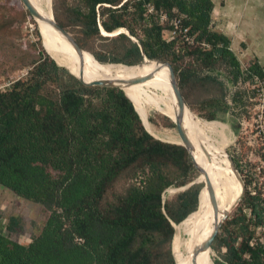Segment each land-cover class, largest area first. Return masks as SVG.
<instances>
[{"label": "trees", "instance_id": "trees-1", "mask_svg": "<svg viewBox=\"0 0 264 264\" xmlns=\"http://www.w3.org/2000/svg\"><path fill=\"white\" fill-rule=\"evenodd\" d=\"M79 1L72 12L82 41L75 42L88 61L132 66L145 65V58L169 81L166 66L158 61L166 62L189 110L182 91L195 73L180 69L178 63L185 57L208 72L224 64L231 85L264 82L255 61L241 69L228 38L211 30L210 0ZM16 3L24 7L21 0ZM147 5L153 12H148ZM157 12L164 13L167 21L182 16L180 26L188 29L192 44L182 43L178 36L168 40L170 27L167 21H159ZM50 16L65 30L53 10ZM35 29L37 57L17 58L19 67L28 68L27 76L0 91V186L40 205L48 215L25 244L0 233V264H174L173 256L179 262L170 249L171 224L196 210L202 189L190 186L176 196L174 204L162 200L165 189L184 186L195 175L187 151L171 144L179 143V136L165 137L170 143L151 136L123 90L80 84L43 51ZM119 29L128 36L122 32L102 35V31L110 34ZM94 38L109 41L110 49L87 52L83 43ZM204 79L215 81L208 75ZM240 97L231 101L236 103ZM200 104L212 108L207 121L229 110L220 99ZM159 117L165 127L174 128L169 118ZM185 134L189 141L208 136ZM191 148L210 154L206 145ZM193 161L199 169L204 166ZM231 162L238 169L232 157ZM122 176L131 182L107 199L108 190ZM198 182L203 186L202 179ZM249 184L250 180L243 182L236 215L223 221L211 244V248L218 244L225 249L227 264H264V198L258 190L250 192ZM239 194L237 184L235 201ZM17 226L18 219L9 217L5 228L13 232Z\"/></svg>", "mask_w": 264, "mask_h": 264}, {"label": "rangeland", "instance_id": "rangeland-1", "mask_svg": "<svg viewBox=\"0 0 264 264\" xmlns=\"http://www.w3.org/2000/svg\"><path fill=\"white\" fill-rule=\"evenodd\" d=\"M45 1L49 13L50 11L52 12V10L55 12L59 21L65 25V31L74 40L82 41V38H80L79 26L77 25L76 20H74L72 12L79 7L80 1ZM212 1L216 6L221 0ZM224 1H228L229 3L233 2L236 10L239 9V11H241L240 19H243V24L247 21V30L242 31V37L245 40L242 38V40L232 39L229 49L234 54L241 69H243L248 63L255 61L264 73V9L257 5L261 4L264 6V0ZM25 11V8L21 4L16 3V0H0V91L6 90L14 81L24 79L27 76L28 68L19 67L17 58H22L25 61H28L37 57L38 45L36 44L34 36L36 26L34 27L29 21ZM217 26L221 28V25H218V23ZM225 26H228V24H225ZM120 30L121 29L113 31L111 33L113 35L108 37L118 34V31ZM37 31L40 36L39 45L42 48L41 41L43 42V40L40 31ZM121 31L124 32V30ZM83 45L85 50L89 53L92 52L99 54L110 49L109 41L97 38L86 41ZM69 46L71 47L70 44ZM71 51L77 58H79L72 47ZM120 65L122 64H116L115 66L123 68V65ZM178 65L180 69H187L189 72L194 71L195 73V76H192L186 82L182 91L187 104L190 105L192 109L189 110L185 105L186 108L200 120L211 124H214L216 121L225 126L223 132L214 133L210 136L218 141L221 136L227 139V143L224 146V152L228 159L231 171L236 177V185L238 184L240 186L238 200L242 195L243 182L247 180H250L251 183L249 184L248 190L250 192L258 190L264 198V82H238L235 85H231L227 76V67L222 63H218L212 72H208L204 69L198 68L197 65L191 64L190 58L188 57H185L178 63ZM66 69L72 73L69 68ZM206 75L214 78L215 81L205 80L204 77ZM231 97L235 99L240 97V100L233 103ZM208 99H220V102H226L229 106V110L225 113L217 112L216 120L207 121L205 117L212 108L203 106L200 103L201 101ZM159 115L168 118L166 115L155 110L148 111L147 118L152 119V122H148L151 127L150 134L160 141L168 142L165 137L176 136L175 128L165 127L166 122L159 117ZM190 133L194 137L198 135L195 132ZM208 149L210 154H212V150L210 148ZM202 151L204 153L207 152L206 149ZM231 157L236 160L238 169H235L233 166ZM206 163L200 169L199 166L195 164L199 169V173L195 171V175L189 183L181 187H168L165 189L162 194V200L174 204L176 196L190 186L197 185L200 190L202 184L197 181V178L200 172L205 168ZM129 182L131 181L122 176L108 190L105 197L110 199L112 195L122 192ZM237 203L238 201L236 200L233 206L230 205L226 210L220 212L221 215L214 222L212 231L215 223L220 221L225 213L226 216L223 221H227L236 215L235 209ZM47 215L48 212L40 205L23 200L0 186V233L8 237L10 240L22 244L27 243L32 236L39 232ZM9 217H15L18 219V226L13 232H8L5 228ZM218 233L219 230L217 234ZM220 235L222 237L224 236L223 233H220ZM258 235L259 234H256L255 236ZM170 249L172 250L171 245ZM224 251L225 249L218 244H214L212 248L210 245V264H227L223 259ZM204 264L209 263L204 259Z\"/></svg>", "mask_w": 264, "mask_h": 264}, {"label": "bare ground", "instance_id": "bare-ground-1", "mask_svg": "<svg viewBox=\"0 0 264 264\" xmlns=\"http://www.w3.org/2000/svg\"><path fill=\"white\" fill-rule=\"evenodd\" d=\"M27 1L39 14V19H32L40 31L44 48L58 65H64L75 75L77 74V70L81 68L83 80L85 81L105 80L119 84L126 96L131 100L143 126L145 125L149 131L151 129L149 128L147 115L150 110H155L166 115L171 122L175 120L177 108L169 81L156 71L148 60H144L145 65H132L133 67L126 69L119 68L113 64H97L88 61L82 50L80 54L78 53L79 58H77L71 51L67 39L53 28L46 1ZM102 34L106 33L102 31ZM54 51L61 55V59L57 58ZM140 76H146L147 80L130 86L119 83V81ZM180 122L184 131L208 135L202 138H190L191 145H206L213 151L212 154H207L190 148V155L193 159L203 164L207 162L205 168L197 178V181H201L202 179L204 183L197 209L182 222L173 224L174 232L171 247L180 263L174 258L172 251L171 253L175 264H204V259L210 264L209 250L199 253L196 257H193V251L212 233L214 223L209 224V222L219 212L235 204L236 177L231 171L224 152L227 139L221 136L218 141L210 136L214 133L223 132L225 129L223 124L216 121L214 124H211L200 120L186 107L182 111ZM209 188H211L212 193H209ZM211 195L216 203V210L213 207Z\"/></svg>", "mask_w": 264, "mask_h": 264}, {"label": "water", "instance_id": "water-1", "mask_svg": "<svg viewBox=\"0 0 264 264\" xmlns=\"http://www.w3.org/2000/svg\"><path fill=\"white\" fill-rule=\"evenodd\" d=\"M21 2L24 5V7H25L26 11L28 12V14L32 18L39 19V14L30 6V4L28 3L27 0H21ZM51 24H52L53 28L57 32H59L62 36H64L67 39V41L69 42V44L71 45V47L75 51V53H77V54L79 53L80 54L81 53V48L78 46V44L75 42V40L63 28H61L59 25H57L54 21H51ZM120 32H122V31L121 30L118 31V33H120ZM122 33H124L125 35L128 36L127 32L124 31ZM103 35L104 36H111L113 34L110 33V35H108V34H103ZM130 40L134 41L132 38H130ZM41 46H42L43 50L45 51V53L54 61V63L57 66L64 68L71 76H73L83 86H87V87L98 86V87H108V88L114 87V88H118V89H120L122 91V89L119 86V84L114 83V82L105 81V80H93V81H85V80H83V71H82L81 68H79L77 70V74L76 75L70 73L66 69V67H64V65H58L55 62V60L46 52L42 41H41ZM54 54L57 56L58 59H61V57H60L61 55L58 52L54 51ZM144 60H146V59L143 58L142 61H144ZM158 62H161V61H158ZM161 63H163L166 66V68H167L168 76H169V84H170V87L172 89L173 96H174V99H175L176 108H177V117L175 118V120H173L172 123L174 125V128H175V131H176L177 135L179 136L180 142L179 143H171V144L180 145L187 151V153H188V155H189V157L191 159V163H192V166H193L194 170L197 171V173H199V169L195 165V163H194V161H193V159H192V157L190 155V148H191L190 141L188 140L187 135L185 134V131L183 130V128L181 126V122H180V116L182 114L183 109H185L186 106H185V104L183 102V99H182V96H181L180 90L178 88V85H177V82H176V79H175V76H174V73H173V70H172L171 66L168 63H166V62H161ZM113 65L115 66L116 64H113ZM120 66H122V65H120ZM122 67L128 69V68H131L133 66H122ZM119 70H122V69H119ZM145 80H147L146 76H143V77L140 76V77H133V78H130V79H127V80H122V81H119V83L122 84V85L130 86V85H133V84L141 83V82H143ZM141 125L143 126L142 122H141ZM143 128H144V126H143ZM167 143H170V142H167ZM210 189L211 188L208 189L209 193H212V191ZM211 200H212L213 207L216 210V203H215L214 199L212 198V195H211ZM237 201H239L238 198H237ZM225 216H226V213L222 216L220 221L215 223L214 229H213L212 233L210 234V236L199 247H197L196 250L193 251V257H196L199 253H201L203 251H208L210 249V245H211L214 237L216 236V234H217V232L219 230L220 224L223 221V219L225 218ZM171 226L173 228V224H171ZM173 232H174V229H173Z\"/></svg>", "mask_w": 264, "mask_h": 264}, {"label": "crops", "instance_id": "crops-1", "mask_svg": "<svg viewBox=\"0 0 264 264\" xmlns=\"http://www.w3.org/2000/svg\"><path fill=\"white\" fill-rule=\"evenodd\" d=\"M210 1L212 3V10L210 13L211 29L227 37L230 43L232 42V39L245 40L242 37V31L247 30V21H245L243 24V19H240L241 11H239V9L236 10V7H234V3H229L228 1L221 0L215 6L213 1ZM257 5L263 7L264 9L263 5ZM217 23L218 25H221V28L217 26ZM225 24H228V26H225Z\"/></svg>", "mask_w": 264, "mask_h": 264}, {"label": "built area", "instance_id": "built-area-1", "mask_svg": "<svg viewBox=\"0 0 264 264\" xmlns=\"http://www.w3.org/2000/svg\"><path fill=\"white\" fill-rule=\"evenodd\" d=\"M147 8H148V12L151 13L153 12L152 10V7L147 5ZM157 16H158V19L160 22H166L167 19H166V16L164 13L162 12H157ZM183 17L182 16H177L169 21H167L170 29L168 31V34H167V38L168 40H172L174 39L176 36H178L179 40L186 44V45H191L192 44V36H189L187 34V28H183L180 26V21ZM256 81V80H254ZM3 91V90H2ZM75 242H81V239H75Z\"/></svg>", "mask_w": 264, "mask_h": 264}]
</instances>
